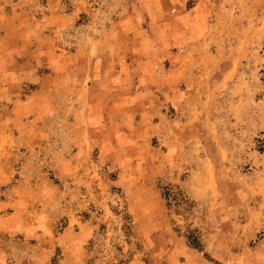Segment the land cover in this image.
<instances>
[{
	"label": "rangeland",
	"instance_id": "374dc122",
	"mask_svg": "<svg viewBox=\"0 0 264 264\" xmlns=\"http://www.w3.org/2000/svg\"><path fill=\"white\" fill-rule=\"evenodd\" d=\"M125 14L143 20L124 23ZM158 48L169 52L163 56ZM113 50L118 62L108 70ZM123 60L135 61L132 71L121 70ZM149 74L152 82H179L181 97L164 111L181 130L179 162L193 165L171 183L162 176L155 182L177 194L168 204L160 188L166 213L155 217L170 237H163L164 248L175 247L178 256L157 245L159 233L116 182L125 156L140 150L141 160H163L161 131L142 130L145 141L130 151L126 120L108 117L105 95L122 93L119 82H146ZM56 165L76 167L69 182L57 179ZM39 166L58 184L57 193H40V200L65 211L55 234L69 218L80 224L88 264H170L173 257L178 264L189 258L238 264L230 253H250L264 235V0H0V177L6 182L0 180V202L30 195ZM28 200L19 204L31 208ZM23 237L0 234V253L11 254L12 264H31L37 252L36 242ZM60 254L57 249L51 264Z\"/></svg>",
	"mask_w": 264,
	"mask_h": 264
},
{
	"label": "crops",
	"instance_id": "0c3cea01",
	"mask_svg": "<svg viewBox=\"0 0 264 264\" xmlns=\"http://www.w3.org/2000/svg\"><path fill=\"white\" fill-rule=\"evenodd\" d=\"M141 18L142 17L137 19L136 17L133 18V15L131 14H125L121 19H123L124 23H126L133 22L135 20L142 21L143 19ZM153 21L156 20L151 19V22ZM120 36V38H124V41H126V38L128 40L131 38L129 33H127L126 31V28L125 30H123ZM128 44L129 41L124 44L123 48L125 50L130 49V47H128ZM170 45L171 48H173L175 44L172 42ZM142 47L143 46L141 45L139 49H142ZM158 49L162 50L163 56L165 52H169L168 50L166 51V49ZM151 50L149 49L147 50V52H152L153 50ZM116 56L117 54L114 50L111 55L108 56L109 58L107 61L109 63L111 61V65H113V67H110V64L106 62L109 65L108 68L110 67V69L108 70H114L116 68L115 64L118 62L116 60ZM118 56H120V54ZM169 57L173 58L172 55H167V59H169ZM123 61L124 63H122L123 66L121 70H125L124 68L126 67L127 70L132 71V69L134 68L133 63L135 61H131L130 64H126L125 60ZM101 65L103 66V63ZM147 69H151V66H149ZM103 70H105V68H103ZM154 74L152 75V77L155 76ZM150 76L151 74L148 75V78L144 79L146 82H139V84L135 87L134 84H136V82H119V87L115 86V88L122 90V93H116V95L118 94L116 96L115 94H110L109 92V94L105 95L108 101V117L126 120V122H122V125L126 123L125 127L129 130L130 138L132 141L131 144L133 145L132 146L130 142H128L129 150L132 148H138L134 145H141L142 142L145 141L144 137L141 135L142 130H151L152 133H158V131H161L162 137H165L163 138L165 141L163 144L165 145L162 156L163 160H161V162H159L158 164H156L155 162H147L146 160H141L142 156L144 158L146 156L142 155V152H140V150L135 156L137 157L136 159L135 157L132 158V154L129 157L125 156V158L120 162V166H118L119 174L116 182L121 185L123 193L126 194V196L131 201V206L133 205L135 210H137L140 214L143 213V220H145L144 224L148 223L150 228L153 227V231L159 233V237L157 238V245H159L162 250H165L166 254L169 253V256H173L175 254H177L178 256L180 254L178 250L175 249V247H170V249L168 250L164 248L163 237H170L167 236V232L163 231V220L159 221L158 224L157 218L155 217V215H158L157 211L160 213V215H164L166 213L160 188L155 185V182L158 177L162 176L165 179V182L171 183V181H173L176 176V172L179 169H182L184 166L186 168L190 166L192 167L193 165L190 162H179L178 154H176L175 152L176 150H178L177 148H179L180 145V143L176 141L180 139L183 140L180 134L181 130L180 127H178V121H175L173 119L168 120L166 112L164 111L165 103H171V105H173L172 107H175L174 104L177 103L176 101H178L181 97V91L175 89L179 85V82H152V78H150ZM107 80L109 79L106 78L103 81L107 82ZM113 83L117 85V82ZM148 102L151 104H156V102H159L161 105H159V107L158 105L153 106L148 109V106L146 105V103ZM121 103H124V105L121 109H119L117 105ZM113 132L114 131H111V133ZM90 133L92 134V132ZM168 133L173 135L171 141H167V135H169ZM135 139L136 141H133ZM41 148H46L47 151L53 150H50L47 147ZM112 149L113 148H111L110 151H112ZM73 152L75 155L79 156L81 150L74 149ZM53 153V155H55L54 159L57 155L59 156L58 150H53ZM80 156H82V154ZM206 160H203L205 164L208 161ZM210 163L211 162L208 161V164ZM112 165L116 168L117 162L113 161ZM56 168L58 170L60 169L56 174L57 179H59V181L61 182H69L68 178L71 174L74 173L76 167L71 166L67 171L61 170L58 165H56ZM150 170L152 171L151 174H149ZM43 172V168L39 166V174L31 175V193H29L30 195H21L19 197V200L11 195L10 200H2L0 202V234H5L10 237L20 235L24 236L23 238L26 242L28 240H30V242H36L35 248L38 247V249L37 252H34L31 256V264H51V259L54 257L57 249L61 252L57 264H88L91 260V256L88 254L87 250H85L86 241L83 234V227L80 224L78 226L77 223L72 222L69 218V222L66 221L67 223L63 228H61L62 230L59 231L57 235L55 234V230L57 231L60 215H64L65 211H62L64 214H61V210L59 209L52 208L50 210L48 208V205H45L44 200H40V197L42 198L40 193H42L43 197H47V195L49 196L50 193L53 194L55 192L57 193L58 191V184L51 178H48L46 174H43ZM0 180H2L1 177ZM4 181L5 180H2L1 182L6 183ZM28 181L29 179L26 178L21 182L25 183ZM173 183L175 184V182ZM187 184L188 182L182 183V185L185 187H188ZM64 191H69V187H65ZM28 197H31V208L28 207L29 205L21 206L19 204L21 203L20 200H22L24 203L29 204ZM155 200H159L158 203H155ZM36 201L42 202L44 205H42V203L36 205ZM54 201V203H56V206H59L60 208L59 199L58 201ZM9 207H11L12 210L7 212V209ZM149 212L153 216L152 218L155 219L153 223L152 221H150V224L148 222ZM29 214L31 215V218H28L27 215ZM237 239L238 238L236 236L231 242L232 244L229 245H234V241H236ZM173 240L174 238L172 237V244H174L175 242ZM186 253L189 252L186 250ZM9 255L11 254L8 253L7 255L2 257L3 255L0 253V264H2L3 260H5L8 264H12L13 261L9 260ZM230 255L231 257L233 256V262H236L238 264H264V235L261 240L255 243L250 253L243 251V253L235 252L234 254L230 253ZM22 257L21 259H24ZM190 259L191 258H189L183 264H196L194 260L190 261ZM15 262H17V259L15 260ZM173 263L178 264L177 261H175V257H173L170 264ZM129 264L137 263H132L131 261Z\"/></svg>",
	"mask_w": 264,
	"mask_h": 264
},
{
	"label": "trees",
	"instance_id": "16d2710c",
	"mask_svg": "<svg viewBox=\"0 0 264 264\" xmlns=\"http://www.w3.org/2000/svg\"><path fill=\"white\" fill-rule=\"evenodd\" d=\"M160 188L162 189L163 197L167 201L168 204L171 203V199L170 198L172 197V195H173V199L175 201L177 200V194L170 187H162L161 186ZM187 238H188V240H189L190 243L193 242V243H191V246L193 248L202 251L201 248H200V246L196 243L195 240H192L190 236H188Z\"/></svg>",
	"mask_w": 264,
	"mask_h": 264
}]
</instances>
